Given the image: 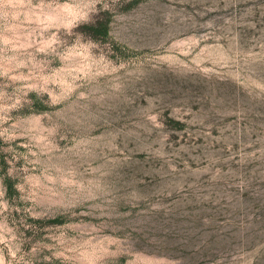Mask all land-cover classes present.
I'll list each match as a JSON object with an SVG mask.
<instances>
[{"label": "rangeland", "instance_id": "374dc122", "mask_svg": "<svg viewBox=\"0 0 264 264\" xmlns=\"http://www.w3.org/2000/svg\"><path fill=\"white\" fill-rule=\"evenodd\" d=\"M0 264H264V0H0Z\"/></svg>", "mask_w": 264, "mask_h": 264}]
</instances>
